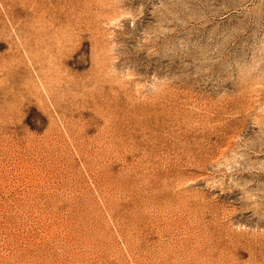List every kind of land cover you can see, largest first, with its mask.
I'll use <instances>...</instances> for the list:
<instances>
[{"label":"rangeland","instance_id":"rangeland-1","mask_svg":"<svg viewBox=\"0 0 264 264\" xmlns=\"http://www.w3.org/2000/svg\"><path fill=\"white\" fill-rule=\"evenodd\" d=\"M0 264H264V0H0Z\"/></svg>","mask_w":264,"mask_h":264}]
</instances>
